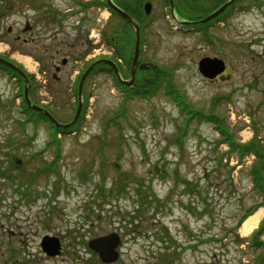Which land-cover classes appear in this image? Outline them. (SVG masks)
Listing matches in <instances>:
<instances>
[{
  "label": "rangeland",
  "instance_id": "374dc122",
  "mask_svg": "<svg viewBox=\"0 0 264 264\" xmlns=\"http://www.w3.org/2000/svg\"><path fill=\"white\" fill-rule=\"evenodd\" d=\"M144 1L151 11L145 15L142 6L138 91L125 93L104 70L89 74L75 133L53 136L48 123L25 120L23 88L0 69V264L8 262L12 243L17 248L7 216L23 212L14 192L19 183L31 202L23 219L36 222L34 231L52 207L72 225L89 217L94 234L123 235L126 264H264V229L258 235L264 214L247 236L241 228L250 216L239 224L263 199L252 177L264 164L239 146L257 142L264 156V0L238 1L223 23L201 33L179 30L163 0ZM174 1L177 18L198 22L220 6V0ZM102 3L0 0V57L30 76L35 104L62 123L76 114L81 74L113 54L115 30L127 37L121 53L133 63L135 32ZM106 25L114 27L104 38ZM205 58L223 60L225 78L205 77ZM57 151L61 158L53 160ZM52 163L59 174L42 171Z\"/></svg>",
  "mask_w": 264,
  "mask_h": 264
},
{
  "label": "flooded vegetation",
  "instance_id": "af4514ba",
  "mask_svg": "<svg viewBox=\"0 0 264 264\" xmlns=\"http://www.w3.org/2000/svg\"><path fill=\"white\" fill-rule=\"evenodd\" d=\"M127 1V0H125ZM142 6L145 13V5L148 1H142ZM164 5L170 7L169 0H163ZM174 1V0H173ZM176 4V1H174ZM202 2V1H201ZM150 3V2H148ZM151 4V3H150ZM238 2L234 4L231 8V11L229 9L226 10L223 14L218 16L217 18L207 22L203 23L201 21H196L194 19H188L186 17H181L179 14V30L182 31H189V30H197L201 32H204L207 30L208 27H212L214 25L223 23L225 21L226 13H233V11L237 8L236 5ZM200 5V4H199ZM198 5V6H199ZM218 6L217 8H219ZM128 14H130L137 22L140 24V37H141V44H142V15H137L129 10H126ZM145 15H148L145 13ZM207 15L204 14V18H206ZM203 18V19H204ZM141 20V21H140ZM131 29L134 31V28L130 25ZM130 29V28H129ZM128 29V30H129ZM196 31V32H197ZM122 39L124 42H121L119 45H127V37L124 38L122 36ZM140 44V45H141ZM122 46H119L118 50H121ZM113 49V48H112ZM117 48L113 49V54L110 55V59L115 61V53ZM141 53V51H140ZM118 62L115 61L119 72L121 74V77L125 81H129L132 78L131 68L132 63L129 67L128 63L124 61L123 59H118ZM142 62L139 60L135 76H137V73L140 71V67ZM129 72V73H128ZM130 74V76L128 74ZM128 75V76H127ZM224 74L219 75L215 80H218L220 77H222ZM137 84V80L135 77V82L131 86L122 85L126 90H135ZM12 175V170L8 173L7 178L10 179ZM14 184L17 183V181L13 182ZM67 188H71V186L68 183H65ZM21 186V187H18ZM23 185L19 183V185H16V190L14 191L18 197V201L16 203L18 209H22V211H19V215L17 219H15V211L8 212L9 216L8 218V236L10 242L12 241L13 237L15 236V233L18 232L17 236V248L13 246V243L9 246L8 250V262L6 264H126V261L124 259L126 249H124L125 242L123 241V235L118 233L117 231L113 232H105V233H98L94 234V231L91 229H88V222L89 217L83 218L81 220L80 224H75L72 218L69 217H61V215H65L64 212L61 210L58 211L55 207H52V216L45 217L42 221L37 222L39 224L40 228H36L35 231L33 230V226H31L32 223L29 224V220L24 218V214L26 213V210L29 209L30 206V200L28 197V193H23ZM61 186H56V190L61 189ZM67 193H70L68 191ZM8 205V203H7ZM10 205V204H9ZM9 209H15L14 206H9ZM13 220H17L15 223H13ZM25 222V223H24ZM33 223L32 225H35ZM78 225L83 226L82 229L84 231V234H81L78 231ZM93 226V224H92ZM17 229V232L15 231ZM42 231V233H40ZM119 234V236H118ZM112 235L111 244L110 241L105 243V248H109L111 245H117L116 248L117 251V259L114 261L109 262V260H105L99 252L95 250V246H98L94 244V241L97 239H100L102 237H106ZM116 235V236H115ZM110 244V245H109ZM110 258V257H109Z\"/></svg>",
  "mask_w": 264,
  "mask_h": 264
},
{
  "label": "water",
  "instance_id": "95a60500",
  "mask_svg": "<svg viewBox=\"0 0 264 264\" xmlns=\"http://www.w3.org/2000/svg\"><path fill=\"white\" fill-rule=\"evenodd\" d=\"M235 0H229L225 5H223L218 11H216L215 13H213L211 16H209L208 18H206L205 20H203V22H207L215 17H217L218 15H220L231 3H233ZM171 2V12H172V16L175 19V7L173 5V1L170 0ZM108 4L109 6L116 11L123 19H125L130 25H132L135 29V36H136V44H135V55H134V60H133V65H132V79L130 82H126L123 81L119 75L118 69L116 67V65L110 61V60H100L97 61L94 65H92L83 75L81 82H80V86H79V108L78 111L75 115V118L73 119L72 122L68 123V124H61L59 123L52 115L49 111H47L46 109L39 107L35 104L32 103L30 97H29V86H30V82L28 77L26 76V74L17 66L13 65L12 63H10L9 61L3 59L0 57V63H2L3 65H6L7 67L11 68L12 70H14L15 72H17L20 76H22L24 82H25V99L27 104L29 105V107L32 110L38 111L40 113H42L43 115H45L56 127H58L59 129L62 130H66L69 128H72L75 123L77 122L80 114H81V109L83 106V102H82V89H83V85L84 82L86 80V77L93 71V69H95L97 66L101 65V64H108L110 66H112L116 73L118 74V77L120 79V81L128 86H131L132 84H134V80H135V70H136V66L138 63V57H139V49H140V27L139 24L136 22V20L131 17L129 14H127L124 10H122L120 7H118L113 0H108ZM151 11V4L147 3L145 5V12L146 14H149ZM226 64L223 60L218 59V58H205L200 62V71L201 73L208 78L211 79H216L218 75L224 73L226 71ZM116 236V235H115ZM111 239H112V235H109L107 237H103L100 239H97L94 241V244L98 245L95 246V250L97 252L100 253V255L105 259V260H109V262L114 261L117 259V251L116 248L118 247L117 245H111L108 249L105 248V243L110 241L111 244ZM109 240V241H108ZM109 244V245H110ZM110 257V258H109Z\"/></svg>",
  "mask_w": 264,
  "mask_h": 264
},
{
  "label": "trees",
  "instance_id": "16d2710c",
  "mask_svg": "<svg viewBox=\"0 0 264 264\" xmlns=\"http://www.w3.org/2000/svg\"><path fill=\"white\" fill-rule=\"evenodd\" d=\"M225 0H220L218 3V5H221V3H223ZM114 2L119 6V7H121V8H123V9H125V10H129V11H131V12H133V13H135V14H137V15H142L143 14V10H142V2H136L135 4L134 3H132V2H128V1H125V0H114ZM95 2L94 1H92V2H89V3H85L82 7H88L89 5H92V4H94ZM82 5V4H81ZM102 5H104L105 7H108V9L111 11V13H112V16L113 17H118L119 19H121V17L115 12V11H113L111 8H109V6L107 5V3H102ZM218 7V6H217ZM122 20V19H121ZM123 21V20H122ZM124 22V21H123ZM124 25H125V27H127L128 29L130 28V26L127 24V23H124ZM111 27H114V26H110V25H106V28H107V30H110V29H112ZM106 30V29H105ZM104 33H106V31L104 32ZM121 42H124L123 41V39H122V37H120V36H118V34H117V32H116V30H115V35H112V37H111V39L109 40V43L111 44V43H113V45H116L117 43L118 44H120ZM121 46H124V45H121ZM123 48H125V47H123ZM122 54V53H121ZM120 56H122V55H120ZM123 58V57H122ZM124 60H126L125 58H123ZM127 61V60H126ZM0 69H3V70H7V71H9V75H12V76H17L18 78H19V76L16 74V73H14L13 71H11V70H9L8 68H6V67H4L2 64H0ZM109 69V72H112L111 71V69L110 68H108ZM95 72V71H94ZM93 72V73H94ZM92 73V74H93ZM224 75L222 76V77H224L225 78V74H227V70L223 73ZM20 81H22L21 79H19ZM158 82L156 81L154 84H152V85H148V86H146V87H141L140 86V89H141V91H142V89L144 90V92H146L147 93V91H149V90H151L153 87H155V85L157 84ZM20 85H21V87L23 86V84L22 83H20ZM138 89V88H137ZM33 92H32V89H31V94H32ZM22 96V95H21ZM32 98V97H31ZM33 100V99H32ZM34 102V101H33ZM35 103V102H34ZM22 112H23V114L24 115H26V118H25V120H27V118L28 119H31V120H33L36 124H39L40 122H42V123H49V124H51L50 122H49V120L43 115V114H41V113H39V112H37V111H33V110H31L28 106H27V104H26V102L25 101H22ZM84 114H85V112H83V115H81V117H80V120H79V122H78V124L74 127V128H72V129H69V130H67V131H62V130H59V129H57L55 126H53L52 124H51V126H50V128H49V131H51V134L53 135V136H57V135H59L60 133H62V134H66V133H68V132H71V131H73L74 129H80L82 126V120L84 119ZM193 114H194V112H193ZM192 114V115H193ZM53 115L55 116V114L53 113ZM191 115V116H192ZM216 116V115H215ZM56 117V116H55ZM216 117H218V116H216ZM57 118V117H56ZM210 118H212V117H210ZM201 119H202V117H201ZM57 120L59 121V122H64V121H61V120H59L58 118H57ZM210 120H212L213 122H216L217 121V119H210ZM15 123L18 125V126H20L21 128H23V127H25V122L23 121V120H18V121H15ZM218 123V122H217ZM220 127H221V125H220ZM222 131V130H221ZM27 141L29 142V143H31L32 141H33V136H31V137H29V136H27ZM54 145H55V143H54ZM236 147V145H234L233 143H230V148L231 149H234ZM257 147H259L258 146V144H257V142H250L249 144H247V145H243V146H239V148H240V150L242 151V153H246V154H252V155H256V157H257V161L258 160H260V161H262V163L264 164V156L262 155V153H260V151L259 150H257L256 148ZM34 155H36V154H34ZM60 157V154H58V158ZM2 168V167H1ZM60 168L58 167V166H56L55 164H49V167L48 168H45V169H43L42 171L45 173H51V172H58V170H59ZM3 170V169H2ZM263 171H264V165H256L255 167H254V171H253V175H254V177H252V180H253V185H254V188L255 189H257V190H259V191H261V194H262V201L260 202V203H258V204H256V205H254L252 208H250V209H248L247 211H246V214L244 215V217H243V219L242 220H240L239 221V224H242V222L245 220V218H247L249 215H251V214H253L260 206H264V178H263ZM262 174V175H261ZM120 188H118V191L120 192ZM149 204H151V203H149ZM262 229H264V220H263V222H262V225L260 226V228H259V230H258V235H260L261 234V232H262Z\"/></svg>",
  "mask_w": 264,
  "mask_h": 264
},
{
  "label": "bare ground",
  "instance_id": "6f19581e",
  "mask_svg": "<svg viewBox=\"0 0 264 264\" xmlns=\"http://www.w3.org/2000/svg\"><path fill=\"white\" fill-rule=\"evenodd\" d=\"M263 214L264 209H260L254 215L250 216L241 228L242 234L245 236L251 234L256 228V226L259 224Z\"/></svg>",
  "mask_w": 264,
  "mask_h": 264
}]
</instances>
